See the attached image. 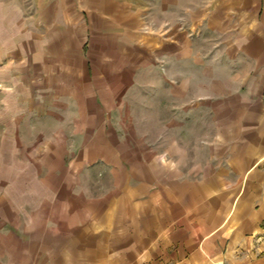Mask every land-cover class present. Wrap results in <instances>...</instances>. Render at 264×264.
Returning a JSON list of instances; mask_svg holds the SVG:
<instances>
[{
	"label": "crops",
	"instance_id": "obj_1",
	"mask_svg": "<svg viewBox=\"0 0 264 264\" xmlns=\"http://www.w3.org/2000/svg\"><path fill=\"white\" fill-rule=\"evenodd\" d=\"M0 264H264V0H0Z\"/></svg>",
	"mask_w": 264,
	"mask_h": 264
}]
</instances>
